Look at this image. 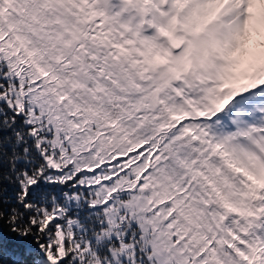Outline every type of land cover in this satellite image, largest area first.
<instances>
[{
  "label": "snow or ice",
  "instance_id": "1",
  "mask_svg": "<svg viewBox=\"0 0 264 264\" xmlns=\"http://www.w3.org/2000/svg\"><path fill=\"white\" fill-rule=\"evenodd\" d=\"M0 264H264V0H0Z\"/></svg>",
  "mask_w": 264,
  "mask_h": 264
}]
</instances>
